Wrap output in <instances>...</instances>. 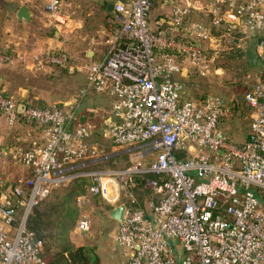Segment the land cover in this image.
<instances>
[{
  "label": "built area",
  "instance_id": "obj_1",
  "mask_svg": "<svg viewBox=\"0 0 264 264\" xmlns=\"http://www.w3.org/2000/svg\"><path fill=\"white\" fill-rule=\"evenodd\" d=\"M156 2L170 12L153 19ZM114 4L106 51L86 65L85 83L70 100H21L0 89L8 125L30 126L11 151L29 174L13 182L0 178V264H47L29 216L52 188L79 178L89 180L77 198L82 209L93 199L124 206L113 234L120 264H264V81L244 95L252 123L240 143L221 127L227 103L186 96L179 79L181 59L206 74L223 41L239 42L238 36L262 35L256 53L264 61V0ZM63 6L64 0L44 4L57 23L65 22ZM196 13L207 20H192ZM72 61L63 47L38 53L0 48V63L33 72L76 69ZM91 92L112 99L103 130L111 152L91 143L94 125L81 113ZM121 155L138 159L122 169L96 167ZM146 175H152L144 182L151 197L142 202L136 187ZM91 226L90 214L81 211L75 231L85 234Z\"/></svg>",
  "mask_w": 264,
  "mask_h": 264
},
{
  "label": "rangeland",
  "instance_id": "obj_2",
  "mask_svg": "<svg viewBox=\"0 0 264 264\" xmlns=\"http://www.w3.org/2000/svg\"><path fill=\"white\" fill-rule=\"evenodd\" d=\"M26 1H33L41 5L45 4V0H0V4L5 6V8H0V20H2L3 25L11 20L10 16L13 10L11 4L14 2L19 4ZM99 5L100 4H98L96 0H64L62 15L64 16L65 22L57 23V21L51 17V24L49 26L50 34L55 36L56 32L60 33V39L63 41L62 47L64 49L66 48L72 57H75L72 63L77 66V68L55 67L57 71L53 72L50 81L45 80L39 82L38 85L44 88V91L49 92L51 96L45 102L55 103L70 100L82 89L87 74V69L85 67L88 65L89 61L85 52L88 49L95 48V44L91 41L93 38L95 40H100L99 37L103 35V31H106L107 38L110 32L109 28H111L109 24L106 25V23L109 19L111 21L113 16H109L107 11ZM156 7H154L151 16L153 19H155L157 15L163 14L165 11L162 8L156 9ZM167 10L169 13L170 7ZM46 16L49 20L50 16L47 13ZM194 20L206 21L207 19L203 15L196 14ZM110 23L113 25L112 22ZM260 36L262 35L256 34L245 38L238 36L239 42L224 40L221 44L223 49L217 55V59L211 71L206 74H201L191 60L187 58L181 59V64L192 72L190 79L195 85L191 86L192 91H190L189 87L187 88L186 86L185 88L186 84L183 82L185 95L188 96L193 94L198 98H206L209 96H218L222 98L229 108H232L223 116L221 127L240 143L248 140L251 134L252 123V110L245 102L244 95L258 82L264 81L263 60H260L258 63H254L253 61V59L256 60L255 56H258L256 53V44ZM253 43L256 44L253 47L252 56H250L249 47H251ZM15 71L17 74L26 73L24 71ZM193 88L195 90H193ZM13 96L18 98L15 95ZM100 96L103 97L105 95L91 92L84 102L88 100L87 105L95 107L96 111L87 112L86 108H82L81 113L88 115L94 125L91 143H98L105 152H111L113 151L112 143L103 135V119L107 115L108 104H106L107 100L105 97L103 98H105L106 101L100 100V102L97 103L98 101L96 99ZM92 98L95 100L92 101ZM25 128L26 125L24 124L19 125L15 129L10 127L6 117L0 113V139L8 133L13 134V132L16 138L21 137L24 135ZM16 138H14V145L21 144ZM137 159V156H115L107 164H100L96 167L105 168L111 166L116 169H122L132 164ZM6 160L9 163L8 159ZM10 161L12 163H6L8 164L7 168L11 169L9 175L18 174L20 169L19 165H17L18 163L14 164L16 162L12 160V158ZM138 188L136 193L142 202L150 199L151 190L149 188L145 187V185L141 187L138 186ZM76 205L78 209L77 219L81 211H86L90 214L92 226L89 233L84 236L75 231V223L69 234L70 241L73 245L80 246L83 243H87L86 241L91 239L92 234L108 235L111 238V235L115 233L118 226V222L110 216L113 206L99 199H93L92 203L83 209L78 205V201H76Z\"/></svg>",
  "mask_w": 264,
  "mask_h": 264
},
{
  "label": "crops",
  "instance_id": "obj_3",
  "mask_svg": "<svg viewBox=\"0 0 264 264\" xmlns=\"http://www.w3.org/2000/svg\"><path fill=\"white\" fill-rule=\"evenodd\" d=\"M96 1H98V4H100L99 6H102L105 9V11H107L109 16H113V12L110 13L107 8L109 3H115L116 0H96ZM12 4L11 7L13 10L11 11L12 12L10 16L11 20L8 23H5L4 25L2 20H0V48H14L25 52L38 53L51 48L62 47L63 41L60 39V33L56 32L55 36H52V34H50L49 26L51 24L50 21L51 18L49 20L47 19L48 17L46 16L44 5H41L33 1L31 2L26 1L19 4L14 2ZM22 5H27L30 9L32 15L29 20H21L17 16V13ZM159 5L160 6H157L156 9L162 8L165 10L164 13H167L168 11L167 9L170 6L168 4L163 6H161V4ZM0 8H5V6L0 4ZM196 14H193L192 16L193 20ZM111 21L109 19L106 25L109 24V27H111V23H110ZM102 34L103 35L99 37L100 40H95L94 38L91 40L95 44L94 46L95 48L88 49L85 52L86 56L89 59L88 64L93 60L102 58L106 51L107 45L105 39L107 33L106 31H103ZM15 70L24 71L26 73L17 74ZM56 71L57 69L55 67H51L43 71L33 72L23 67L0 63V89H3L10 95L17 96L18 99L21 100H30V101H39L43 103H48L45 101L51 97L50 93L44 91L45 89L40 87L38 84L41 81H45V80L50 81L51 80L50 77H52L53 72ZM191 75L192 72L189 69L185 68L184 73L181 76H179V79H181L182 82L186 84L185 88L186 86L187 88L189 87L190 91H192L191 86L194 85V82L191 81L190 79ZM193 90L195 89L193 88ZM188 96H194V95L190 94ZM103 97L106 98L107 100L106 104H108L107 105L108 111H107V115L104 117L105 119L111 113L112 99L107 95ZM103 97L102 96L98 97V99H96L98 101L97 103H99L100 100L106 101L105 98ZM93 100L95 99L92 98V101ZM87 104H88V100H86L83 103L82 108L83 109L86 108L87 112L96 111L95 107H92L91 105H87ZM28 128H30V126L26 125L25 131ZM13 134L15 133L13 132ZM13 134L8 133L4 135L2 139H0V178L5 179L8 182L15 181L21 175L29 174V171L26 168H24L23 166L17 163H14L19 165L20 168L18 173L19 175L18 174L12 176L9 175L11 169L7 168V166L9 163H12L10 161V159L12 158L11 151L15 146L14 138H16ZM35 135H37V133ZM6 159H8L9 163L7 162ZM89 231L81 235L85 236L89 233ZM91 236H92L91 239L86 241L87 243H83L81 245L84 244L95 245L102 259L101 264H120L121 250L118 247L115 239L113 238V234L111 235V238L108 235L106 236L103 234H98V235L92 234Z\"/></svg>",
  "mask_w": 264,
  "mask_h": 264
},
{
  "label": "trees",
  "instance_id": "obj_4",
  "mask_svg": "<svg viewBox=\"0 0 264 264\" xmlns=\"http://www.w3.org/2000/svg\"><path fill=\"white\" fill-rule=\"evenodd\" d=\"M156 6H160L158 2L154 4V7ZM220 32V29L214 28V33L220 34ZM255 44L253 43L249 47L250 56H252L251 53ZM257 57L255 56L256 60L253 59L254 63H258L261 60L259 56ZM151 176L146 175V177L140 179L139 187L144 185L145 178ZM88 184V178H79L68 185L52 188L49 195L30 214L28 227L43 241V258L47 264L102 263V259L95 245L84 244L75 246L69 238L70 231L77 220V198L86 191ZM262 202L264 204V200Z\"/></svg>",
  "mask_w": 264,
  "mask_h": 264
},
{
  "label": "water",
  "instance_id": "obj_5",
  "mask_svg": "<svg viewBox=\"0 0 264 264\" xmlns=\"http://www.w3.org/2000/svg\"><path fill=\"white\" fill-rule=\"evenodd\" d=\"M108 11L112 13L115 9L114 3H109L108 5ZM31 12L27 5H22L17 13V16L21 20H29L31 18ZM25 110V106H20V112H23ZM253 139L251 138V141ZM123 213H124V206H119L111 210L110 216L115 219L116 221H122L123 220Z\"/></svg>",
  "mask_w": 264,
  "mask_h": 264
}]
</instances>
